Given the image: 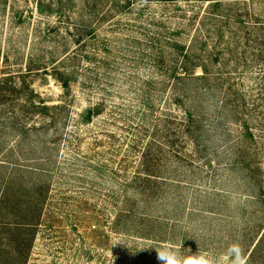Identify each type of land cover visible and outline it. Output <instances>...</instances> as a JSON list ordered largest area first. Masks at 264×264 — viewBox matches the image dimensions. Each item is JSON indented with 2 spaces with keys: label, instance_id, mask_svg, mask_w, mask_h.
I'll list each match as a JSON object with an SVG mask.
<instances>
[{
  "label": "rangeland",
  "instance_id": "rangeland-1",
  "mask_svg": "<svg viewBox=\"0 0 264 264\" xmlns=\"http://www.w3.org/2000/svg\"><path fill=\"white\" fill-rule=\"evenodd\" d=\"M98 2L0 0V264L18 256L12 221L23 218L10 208L38 187L44 207L30 213L39 225L27 264H159L166 247L220 261L234 243L245 264H264V124L250 122L252 141L230 109L221 111L240 89L248 110L261 112L264 65L240 47L225 57L235 74L247 49L235 87L219 78L201 83V98L175 102L152 62L158 52L171 59L168 37L191 43L194 29L186 35L175 13L188 10L185 0L111 10L105 22ZM74 53L91 59L64 60ZM54 67L69 75L68 92ZM97 104L102 114L87 121ZM42 106L63 109L43 114ZM189 108L203 125L193 132L199 150L179 134ZM146 147L155 152L151 176L139 159Z\"/></svg>",
  "mask_w": 264,
  "mask_h": 264
},
{
  "label": "trees",
  "instance_id": "trees-1",
  "mask_svg": "<svg viewBox=\"0 0 264 264\" xmlns=\"http://www.w3.org/2000/svg\"><path fill=\"white\" fill-rule=\"evenodd\" d=\"M147 1L152 0H99L98 3L101 4L100 7L102 11L101 21L105 22L113 17L111 10H116V12L117 10H131L133 6L141 5ZM156 1L164 5L175 4L176 7L178 5L176 0ZM185 2L188 10L183 11L177 8L175 13L178 12L177 14L182 15L180 19L185 29L181 30H185L186 35L194 29L191 43L188 45L176 41L173 37H168L167 47H169L172 52L171 59L166 60L164 52H158V55H155L152 62L154 64L153 67L160 72L161 76L165 77L166 81H164V83L167 84L164 85L165 88L171 87L175 102L178 101L181 104L183 103V105L188 104L192 100V95L198 98L204 95V91L200 88V85H202L201 83H205L206 86L211 88L213 81H218L219 78H227L223 83L235 87L233 83L230 82L231 76L237 75L240 65L242 67L248 65L246 50H249V48L252 49L249 50V55L253 56L254 59H258V61L264 65V0H185ZM255 6H259L260 9H256ZM155 21H157L156 18ZM171 30L172 29H169V33L167 34L175 35ZM93 32H90V34L94 35ZM80 39H82V36L79 37V40ZM199 46L207 48V51L202 52L198 50ZM243 46L247 48L244 51V58L246 59L239 57L237 65L234 68L235 74L230 73L227 75L225 69H227L226 65L228 64V60H226L225 57L227 55L236 56L239 48ZM209 48L210 50H208ZM78 58L89 60L91 56L89 54L87 55V53L86 55L74 53L73 56H68V58L64 60H66V62L71 59L78 61ZM221 60H224V63H222ZM215 68L218 74L214 73L213 69ZM198 70H201V74L197 72ZM53 71V77L56 81L61 83V86L68 92L71 88L69 75L61 71L59 67H54ZM214 75H217L218 78L213 79ZM151 81H153V79ZM254 90L256 89L251 88V92H254ZM257 91L259 92L258 96L262 102L260 113L257 111L252 114L248 110L249 103L246 100V95L244 91L240 89L235 90L233 94V101L236 103L231 104L229 103V99H226V103H223L224 108L221 110L226 111L230 109V113L239 119V121L241 120L239 125L243 130L244 137L252 141L255 140V134L250 131L252 130V128H249L250 122H257L256 120L261 118L264 124V77L263 81L259 83ZM251 101L253 100L251 99ZM200 106L195 105V107L191 106L190 108H195L194 110H203V104ZM253 107L257 108L254 105ZM190 108L189 110L185 109V119L182 121V125H184L179 134H185L184 136L188 138V141L196 146V150H199L200 142L197 138H201V136L198 135L196 138L193 132L199 131V129L201 130L203 125L197 121L199 117H196ZM61 109H63L62 106H42V110L44 111L43 114H47L45 112L48 110L60 111ZM102 112L103 104H97L91 107L85 119L90 121L93 117L101 115ZM54 116L57 118V114ZM224 117L229 118L226 115ZM55 118L52 117L53 121H55ZM174 119L172 115L165 117L166 122H172ZM171 131H173V129H171ZM170 144V149L178 154V151L174 149V145L176 144L175 141L170 142ZM154 157L155 152L152 147H146L140 153L139 159L142 160L141 166L149 175L153 173L152 168H155L154 165L151 167ZM146 179L150 181V177H146ZM42 189L44 188L38 187L35 190L31 189L30 195L27 197L28 199L26 201L25 199H20L16 204H12L10 208L11 212L19 214L21 216L20 218H23V220L18 221L20 219H14L12 221L13 229L11 230L16 233V241L14 242L15 249H13V252L17 253L18 256L17 258H7L5 264H27V257L35 237V228L39 225V220L34 221V219H32L34 217L30 216V213H33L34 210L42 212L44 201L36 199L37 195L40 196V191ZM7 190H10L9 186ZM47 190H45V192H47ZM32 202H35L34 206L31 205ZM25 207L26 210H23ZM20 213H22L23 216ZM29 231L31 232L30 238L26 243L24 241L25 239H20V237ZM12 242L13 241H11V243Z\"/></svg>",
  "mask_w": 264,
  "mask_h": 264
},
{
  "label": "clouds",
  "instance_id": "clouds-1",
  "mask_svg": "<svg viewBox=\"0 0 264 264\" xmlns=\"http://www.w3.org/2000/svg\"><path fill=\"white\" fill-rule=\"evenodd\" d=\"M159 264H228V257H232L230 264H245L243 250L238 243L230 245L227 256L216 261L209 257L207 253H197L195 255L182 256L177 251L164 248L157 251Z\"/></svg>",
  "mask_w": 264,
  "mask_h": 264
}]
</instances>
